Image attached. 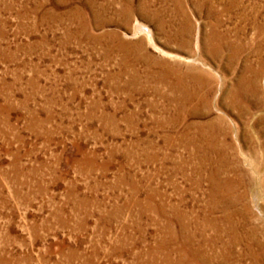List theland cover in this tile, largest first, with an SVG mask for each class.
<instances>
[{
    "label": "rangeland",
    "instance_id": "obj_1",
    "mask_svg": "<svg viewBox=\"0 0 264 264\" xmlns=\"http://www.w3.org/2000/svg\"><path fill=\"white\" fill-rule=\"evenodd\" d=\"M263 93L264 0H0V264H264Z\"/></svg>",
    "mask_w": 264,
    "mask_h": 264
},
{
    "label": "bare ground",
    "instance_id": "obj_2",
    "mask_svg": "<svg viewBox=\"0 0 264 264\" xmlns=\"http://www.w3.org/2000/svg\"><path fill=\"white\" fill-rule=\"evenodd\" d=\"M251 74H252V73H251ZM253 87H254V86H253ZM242 91H243V90H242ZM239 93H240V92H239ZM249 93H250V92H249ZM242 94H243V93H242ZM263 94H264V93H263ZM253 96H254V95H253ZM236 98H237V97H236ZM250 98H252V97H250ZM255 98H256V96H255ZM247 99H248V98H247ZM243 100L246 101V99H243ZM249 102H250V101H249ZM247 103H248V102H247ZM254 103H256L258 106L260 105V103H259V102L257 103V101H255ZM241 104H242V103H241ZM239 106H240V105H239ZM247 107H249V106H247ZM247 107H246V108H247ZM248 112H249V111H248ZM248 112H247V113H248ZM215 175H216V174H215ZM218 184H219V183H218ZM199 257H200V256H199ZM200 259H201V258H200Z\"/></svg>",
    "mask_w": 264,
    "mask_h": 264
}]
</instances>
